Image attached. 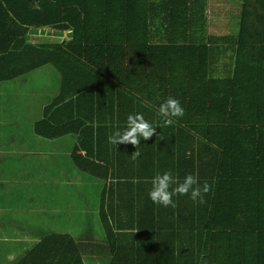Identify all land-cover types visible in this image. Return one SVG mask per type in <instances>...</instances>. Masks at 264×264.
<instances>
[{"label": "trees", "instance_id": "1", "mask_svg": "<svg viewBox=\"0 0 264 264\" xmlns=\"http://www.w3.org/2000/svg\"><path fill=\"white\" fill-rule=\"evenodd\" d=\"M34 2L0 0V84L47 65L57 68L62 91L47 108L45 120L34 126L36 136L78 135L74 163L81 172L93 173L87 165H100L103 141L125 127L128 115L139 113L156 128V134L149 140L141 138L139 146V166L150 178L119 179L131 193L127 200L133 205L151 204L148 193H135L133 187L151 188L158 172L171 171L181 182L191 174L201 186L204 182L212 186L204 203L173 196L176 207L159 206L157 224L122 226L137 227L154 249L166 252L156 255L147 250L151 245L144 246L137 254L153 259L136 264H264V0H246L237 41L242 47L236 50L232 78L207 80L202 75L203 81L191 80L184 95L171 96L185 102V114L167 127L157 110L170 94L159 96L166 89L162 82H143V67L150 78L159 79L171 54L143 44L138 34L139 0H38L40 10L33 9ZM47 28L71 31L73 40L51 44L29 40L32 32ZM177 84L168 88H180ZM140 85L157 95L136 97L135 86ZM119 86L125 99L104 94ZM214 86L219 93L211 90ZM140 103L150 106L136 110L134 105ZM92 121L99 126L91 127ZM82 150L86 155H79ZM129 161L134 165L132 158ZM105 227L112 243L115 230ZM123 229L118 234L123 235ZM17 264L85 261L71 235L51 234ZM112 264L119 262L115 258Z\"/></svg>", "mask_w": 264, "mask_h": 264}, {"label": "crops", "instance_id": "2", "mask_svg": "<svg viewBox=\"0 0 264 264\" xmlns=\"http://www.w3.org/2000/svg\"><path fill=\"white\" fill-rule=\"evenodd\" d=\"M245 5L246 0H139V15L142 18L139 20L138 34L144 38L143 44L166 49L171 54L164 72L158 76L159 79L150 78L145 65L143 82L152 79L162 82L166 89L159 96H174L184 95L191 80L194 83L203 81L202 75H207V80L231 79L236 50L242 47L237 41L239 34H242ZM29 38L32 43H68L73 40V34L71 31L60 32L47 28L32 32ZM41 68L46 66L38 70ZM176 82L180 88H168L169 84L174 86ZM211 90L219 93L216 86ZM135 92L136 97L152 98L157 95L155 91L148 93L147 86L142 85L135 86ZM110 93L119 98L125 97L124 89L120 86L116 91L106 90L104 94L107 96ZM60 94L54 97L53 104ZM196 95L201 94L197 92ZM180 103L185 105L184 101ZM200 103L198 101L192 106L197 107ZM149 106L148 103L134 105L136 110ZM45 118L46 112L43 119L31 124L6 122L2 120L0 107V232L4 229L5 220L14 218L11 216L13 206H7L8 204H23L28 208L27 215L34 218H26V221H33H27L30 228L22 239L17 238L18 251L8 250L7 246L10 244L2 243L0 234V264H17L45 236L63 234L56 231L58 217V227L61 223L58 204L64 207L65 203L70 202L77 188L76 200H80V196L83 199L84 193L90 189L94 190L96 198L92 208L89 207L91 214L88 216L92 217V224L88 229L74 234L65 233L76 239L82 249L85 264H112L115 258L119 264H136L138 261L148 263L153 256L147 259L146 255L137 254L148 245H151V249H147L150 253H166L154 249L151 239L146 238L145 234H138L137 227L122 228L137 223L152 225L159 221V206L148 201L146 205H133L127 200L131 193L120 186L122 182L119 179L124 177L134 175L136 179L150 178L148 171L144 172L143 167L139 166L140 156L133 161L134 165L129 161L136 148L131 144L128 147H114L108 141H103L100 150L102 160L98 161L100 165H87L93 173L81 172L73 159L74 151L80 144L79 136L72 134L56 139L36 136L34 126ZM142 144L143 142L140 145ZM86 152L82 150L79 155L84 156ZM152 161L153 159L150 162ZM128 166L132 170H128ZM90 186L92 187L88 188ZM133 188L136 189L135 193H148L151 189ZM90 203L92 204V199ZM43 204H53V207L47 205L48 214L46 211L44 213ZM142 214L144 216H139ZM38 216L45 220H35ZM105 225L115 230L112 243L105 232ZM80 229L82 227L74 231ZM121 229L124 230L123 235L118 234ZM155 241L157 248L159 239L156 238Z\"/></svg>", "mask_w": 264, "mask_h": 264}, {"label": "rangeland", "instance_id": "3", "mask_svg": "<svg viewBox=\"0 0 264 264\" xmlns=\"http://www.w3.org/2000/svg\"><path fill=\"white\" fill-rule=\"evenodd\" d=\"M61 81L62 77L57 71V68L49 65L34 73L27 74L17 81L0 84L2 120L6 122L13 121L19 125L40 121L44 118L47 108L52 106L54 97L58 93L60 94L62 90ZM78 189H76L72 200L65 203L66 205L64 207H62V204H58L61 223H59L58 227V221L60 220L58 217L56 231L58 230L60 233H78L81 230L88 229L90 224H92V217L88 215L91 214V212L89 213V207L92 208L96 200L94 190L90 189L84 193L83 199L80 196V200H76ZM98 195L101 197L100 193ZM91 199L92 204L90 203ZM47 205L48 207H53V204H43L44 213L46 211L48 214L49 208ZM7 206H13L11 211L13 215L11 216H14V218L5 220L4 229L0 232L3 238L1 242L10 244V246H7L8 250L18 251L19 241L17 238H23V234L30 228L27 221L31 223L34 218L27 215L28 208L24 207L23 204H8ZM27 217L32 219H27L26 221ZM35 220L44 221L45 219H40L38 216ZM80 227L82 229L74 231V229L76 230Z\"/></svg>", "mask_w": 264, "mask_h": 264}, {"label": "clouds", "instance_id": "4", "mask_svg": "<svg viewBox=\"0 0 264 264\" xmlns=\"http://www.w3.org/2000/svg\"><path fill=\"white\" fill-rule=\"evenodd\" d=\"M33 9L40 10L38 0L32 4ZM185 114L179 100L168 97L159 105L157 115L163 119V126H171L175 123V118H181ZM93 128L98 127L95 121L90 122ZM156 128L149 123L142 114H130L127 117L126 125L122 130H116L108 137V142L117 147V145L131 144L136 148L132 153V160L135 161L140 156L139 145L141 138L149 140L156 134ZM151 189L148 197L153 204L157 206L176 207L173 196H189L193 202L204 203V195L212 191V186L204 182L201 186L198 178L194 175H187L183 181H178L171 173L165 171L163 174L157 173L151 181ZM175 185V187H173Z\"/></svg>", "mask_w": 264, "mask_h": 264}]
</instances>
